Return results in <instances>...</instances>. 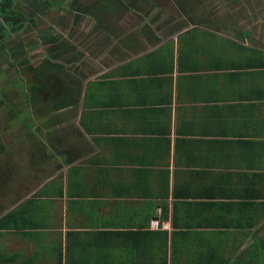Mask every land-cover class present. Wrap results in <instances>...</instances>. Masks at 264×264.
I'll return each instance as SVG.
<instances>
[{
  "label": "crops",
  "instance_id": "1",
  "mask_svg": "<svg viewBox=\"0 0 264 264\" xmlns=\"http://www.w3.org/2000/svg\"><path fill=\"white\" fill-rule=\"evenodd\" d=\"M159 6L16 1L1 83L29 77L0 126V264H259L264 49Z\"/></svg>",
  "mask_w": 264,
  "mask_h": 264
},
{
  "label": "rangeland",
  "instance_id": "2",
  "mask_svg": "<svg viewBox=\"0 0 264 264\" xmlns=\"http://www.w3.org/2000/svg\"><path fill=\"white\" fill-rule=\"evenodd\" d=\"M156 1L158 8H148V14L160 15L163 18L182 14L178 5H183L185 10L195 16H209L211 18H220L223 25L226 26L228 33L232 36L236 33H249L252 39L244 38L243 43L253 47L264 49V0H152ZM152 11V12H151ZM166 19L162 20L165 23ZM241 40V41H242ZM15 63V62H14ZM0 71V126L10 127L14 123L17 112L21 110L22 103H16L11 100L15 98V93L19 96L26 95V84L23 82L28 80V71L17 69L19 78L18 83L12 88L11 83H4L2 80H9L15 75V71L5 66ZM28 75V76H27ZM12 82V81H11ZM18 88V89H16ZM14 89V90H13ZM16 90V91H15ZM13 92V93H12ZM3 102H2V101ZM25 109V107H24ZM29 108L22 110L24 115L28 116ZM12 123V124H11ZM259 264H264V253L259 258Z\"/></svg>",
  "mask_w": 264,
  "mask_h": 264
},
{
  "label": "trees",
  "instance_id": "3",
  "mask_svg": "<svg viewBox=\"0 0 264 264\" xmlns=\"http://www.w3.org/2000/svg\"><path fill=\"white\" fill-rule=\"evenodd\" d=\"M17 0H1L0 1V51L4 50V43L8 35L13 32L21 30L25 23L27 22V17L16 10L15 3ZM178 4V2H177ZM180 11L184 15H192L191 13L185 10L183 5H178ZM248 37L250 39L249 33L243 34L242 39ZM246 48V47H245ZM260 56H264V52L259 51ZM260 68L264 67V59H260L259 65ZM263 254H260V256Z\"/></svg>",
  "mask_w": 264,
  "mask_h": 264
},
{
  "label": "built area",
  "instance_id": "4",
  "mask_svg": "<svg viewBox=\"0 0 264 264\" xmlns=\"http://www.w3.org/2000/svg\"><path fill=\"white\" fill-rule=\"evenodd\" d=\"M0 1H1V0H0ZM153 224H154V225H153L154 227H158V225H159L158 222H154Z\"/></svg>",
  "mask_w": 264,
  "mask_h": 264
}]
</instances>
